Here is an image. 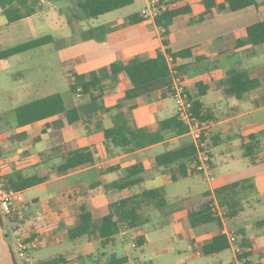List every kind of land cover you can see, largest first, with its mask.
Segmentation results:
<instances>
[{"label": "crops", "instance_id": "obj_1", "mask_svg": "<svg viewBox=\"0 0 264 264\" xmlns=\"http://www.w3.org/2000/svg\"><path fill=\"white\" fill-rule=\"evenodd\" d=\"M162 1H166L169 8L189 4L192 16H197L205 9L203 0ZM147 4L148 0H143L141 10L132 13L142 17L140 22L134 24L129 22L132 14L119 22L95 23L110 12L94 18H82L64 9L56 10L51 17L42 15L38 9L31 16L7 23L0 7L4 17H0V51L45 34L55 38V43L0 59L1 176L8 185L19 182L22 177H47L39 184L21 189L25 201L17 203L14 212L21 233L26 239H38L49 244L70 240L67 231L77 221L82 202L87 204L95 217H100L108 212L111 202L143 189L164 188L167 203L161 208L144 207L143 212L148 220L141 229L147 238L146 245L150 242L146 225L156 224V234L159 235L164 234L166 227H171L173 239L177 240L178 246L171 244L156 250L154 257L158 263L240 264V258L232 245L219 253L205 255L202 247L214 236L221 234V222L192 227L187 212L200 209L217 199V188L252 178L255 191L243 201L244 211L231 219V226L236 230L238 243L241 239L238 231L242 229L252 247L261 250L250 257L251 261L264 264V60L247 61L249 56H261L264 46L259 44L236 48L237 39L246 36L247 27L264 20V0H260L258 5L236 11H215L212 17L194 24H186L189 15L185 16L172 26L166 36L172 52L188 47L193 49L191 57L179 58L176 64L182 71L190 95L203 101L204 110L212 118L206 123V135L207 142L211 144L214 179L194 173L181 177L179 163L157 166V155L193 143L188 131L167 129L161 132L163 138L160 141L132 150L116 146L106 138L105 130L113 127L117 114H125L130 127L142 128L146 132L156 131L160 121L177 116L173 76L135 87L127 73L120 71L106 77L94 91L95 95L101 96L97 101H91L89 95L77 96L72 91L74 96L83 99L78 102L68 92L58 91L56 80L60 79L61 66L65 76L69 77L71 89V83L77 85L79 79L87 80L90 72L103 70L113 62L129 63L135 58L147 59L157 50H165L163 29L155 20L145 18L141 13ZM35 16L37 23L33 22ZM44 23L54 33H45L43 29L47 25ZM28 54L32 60L26 57ZM235 58L238 60H233ZM25 60H28V66L15 67V64L24 63ZM244 61L246 66L240 64ZM232 67L246 68L250 76L261 80L262 85L242 99L227 95V72ZM47 81L51 84L50 89H36L35 83L46 89ZM198 83L203 89L206 88L203 96H200ZM56 93L64 96L67 108L79 109L82 121L73 125L64 112L26 123L19 121L17 107ZM252 134L260 135L257 141H253L258 145L253 156L257 162L244 156L243 145L253 143L246 138ZM73 141L79 147L90 148L96 160L68 174L59 175L56 166L61 159L47 157L46 154L58 145ZM134 165L143 167L144 181L141 185L122 191L107 188V184L119 179L127 167ZM94 183L100 184L89 188ZM85 188L87 190L81 196H68ZM135 188L138 190L133 193ZM87 237L90 240L88 247L94 240L103 249L115 246L118 242L127 243L131 248L139 247L129 241V232H121L106 246L102 245V238L97 233ZM60 255L67 258L65 264H71L80 259L81 252H74L70 256ZM112 256L117 255H106V251H102L95 259L90 258L89 262L81 263L106 264ZM123 256L129 258L124 264H155L152 258L144 262L139 260L140 257L133 252ZM0 264H15L11 243L6 237L1 219Z\"/></svg>", "mask_w": 264, "mask_h": 264}, {"label": "trees", "instance_id": "obj_2", "mask_svg": "<svg viewBox=\"0 0 264 264\" xmlns=\"http://www.w3.org/2000/svg\"><path fill=\"white\" fill-rule=\"evenodd\" d=\"M40 0H0L2 13L7 18V23H11L22 18L35 14L40 5ZM260 0H203L205 9L197 16H192V7L189 4L181 5L175 8L169 6L162 10L155 18V22L163 31V44L165 50L159 49L155 54L147 59L135 58L129 63L113 62L103 70L92 71L88 74V79H79L76 83H71V89L77 93L78 86L81 88L82 95H89L91 101L100 100L101 96L95 95L94 91L98 89L101 82L110 75H116L120 71H125L135 87H142L154 82L175 76L173 69L177 71L176 76L181 78L189 98L193 101V111L195 115L204 123H207L210 118V113L204 110L203 101L200 98H194L188 91L182 71L177 66L179 58H189L192 56V48H184L172 52L168 47L166 36L171 32L172 26L176 22L187 17L186 24H194L204 21L212 17L216 12L236 11L250 5H258ZM134 0H76V8L78 13L76 17L94 18L108 12L123 8L132 4ZM166 3V1H163ZM216 11V12H215ZM142 20L138 14H132L129 17L131 24L138 23ZM246 36L238 38L236 48H241L249 45L264 46V20H260L249 25L246 29ZM55 43V38L50 34H45L40 37L24 41L12 47L0 51V59L8 58L14 54L21 53L45 44ZM170 54L173 57L174 67L171 68L167 62L166 55ZM202 59V58H201ZM229 78V86L225 88V93L229 96H234L238 99L244 98L247 94L257 89L262 85V82L257 77L250 76L246 68L232 67L227 72ZM199 87L200 96L206 93V88ZM64 112L69 123L75 125L82 121V115L77 107L67 108L64 96L61 93H56L43 98L33 100L23 104L16 109V115L21 123L30 122L39 118ZM128 118L125 114H117L114 117L113 127L105 130L107 140L117 146H123L126 150L145 147L150 144L160 141L163 136L162 131L172 129L178 132H187L188 126L178 115L165 119L159 122L158 129L154 132H146L142 128H132L128 125ZM264 133V131H262ZM259 134H252L246 137L250 141H257ZM204 138L208 141L205 134ZM208 146L211 148L209 142ZM257 143L244 144V156L251 157L252 162H257L255 148ZM196 147L194 143L181 146L176 149L168 150L157 155V166H170L175 163L180 165V176L185 177L189 173L199 174L193 167V161L196 158ZM47 157L60 158L61 162L56 166L59 175L68 174L71 170L80 166L93 163L96 158L94 152L90 148L79 147L75 141L63 143L54 147L51 153L46 154ZM178 178V176L176 177ZM175 178V179H176ZM47 177L30 176L22 177L21 182L11 183L9 186L16 189H22L39 184L45 181ZM144 181L143 167L134 165L127 167L124 174L117 180L107 184L110 190L122 191L127 188H133L141 185ZM100 183H94L89 188H94ZM68 194L69 197L81 196L83 191ZM255 191L254 179L246 178L232 183L223 185L216 189V195L221 206L227 211L230 219L237 217L244 211L243 201L250 198ZM67 196V197H68ZM211 200L204 207L187 212V218L192 227H199L211 222H219V218L215 215ZM167 203L164 188L143 189L131 196L116 200L108 205V212L100 217H95L89 210L86 203L80 204L78 219L74 225L70 226L67 234L71 241H77L84 236H91L95 233L102 238V245L106 246L113 242L117 235L121 232H129V241L134 242L139 247L145 245L147 238L141 233L143 224L148 220L143 209L146 206L161 208ZM14 218L17 219L16 214ZM1 219V216H0ZM241 235L239 245L241 251L238 253L240 260H245V264H263L261 262H252L250 257L260 252L261 250L254 249L252 243L244 236V231H238ZM230 247L229 241L225 235L219 234L211 240L204 243L202 251L205 255H213L226 250ZM129 260L128 256H112L106 264H124ZM68 260L63 255L36 261V264H65Z\"/></svg>", "mask_w": 264, "mask_h": 264}, {"label": "built area", "instance_id": "obj_3", "mask_svg": "<svg viewBox=\"0 0 264 264\" xmlns=\"http://www.w3.org/2000/svg\"><path fill=\"white\" fill-rule=\"evenodd\" d=\"M168 5L162 0H148V4L141 11L145 18L155 20L156 16ZM167 62L171 68L174 67L173 57L166 55ZM177 71L173 69L174 83L173 96L176 101L177 115L188 126V132L193 138L196 147V158L193 161V167L199 174L205 175L208 179H214L215 169L212 165L211 149L206 134L207 124L202 122L193 111V101L189 98L181 78L176 76ZM71 75V74H70ZM81 88L77 89V96H81ZM25 201L23 190L9 186L1 176L0 171V216L5 233L11 243V250L15 264H36L33 253L40 245L38 239H26L23 237L19 222L14 218L15 206L17 203ZM211 207L215 215L221 222V234L225 235L229 244L235 248L238 254L241 248L238 245V236L235 228L231 226V219L227 211L221 206L219 199H213ZM134 246H136L134 244ZM240 264H245V260H238ZM138 264V263H137Z\"/></svg>", "mask_w": 264, "mask_h": 264}, {"label": "rangeland", "instance_id": "obj_4", "mask_svg": "<svg viewBox=\"0 0 264 264\" xmlns=\"http://www.w3.org/2000/svg\"><path fill=\"white\" fill-rule=\"evenodd\" d=\"M73 2H75V3H73ZM39 5H40L39 9H40L41 14L47 15L49 17L53 16V13L56 10H61V9L67 10V12L71 15H73V14L75 15L78 13V11L76 9V0H43L42 5L40 3H39ZM142 5H143V0H135L134 3H132L128 6H125L123 8H119L118 10H116L114 12H110L104 17H100L98 21L97 20L95 21V23L96 22L103 23V21L114 23V21L119 22L122 20H126V16H128L129 14H132L133 12L140 11L142 8ZM0 17H3L1 10H0ZM33 22L37 23L36 16L33 17ZM127 24L129 25L130 23L127 22ZM44 25H47L43 29V31L45 33L51 32V31H52V33H54V31L49 28L48 24L44 23ZM48 47H51V46L49 45ZM26 57H29V58H31L30 60H32L31 55L28 54V56H26ZM46 58L48 60L49 56L47 55ZM233 60H238V58H235ZM262 60H264V51H263L261 56L260 55L249 56L247 59V61H249V62H260ZM52 61H53V59H52ZM240 64H243V66H246V65H244L245 61L240 63ZM21 65H24V67L28 66V60H25L24 63L15 64V67L21 66ZM57 67H58L57 63L55 62V68H57ZM61 70H62V72H61L60 79H59V81L56 80V83L59 84L58 85V91H60V92L66 91L69 94H71L75 98L76 101H78V102L83 101V99H81L77 96H74L72 90L69 87V82H70L69 77L65 76L62 66H61ZM29 82L32 83V81L30 79H29ZM35 84L37 85L36 89H39L40 91L48 90V89H50V86H51V84L48 83V81L46 83V85H47L46 89H44L43 85H40L38 83H35ZM146 186L149 187L150 184H146ZM137 190H138V188H135L132 191L134 193V192H137ZM146 228H147V231L149 232L150 242L147 243L143 247L131 248L127 243L118 242V244L115 246H109L106 249H103V247L100 246V243L97 240H94V242H92V244L88 247L87 244L90 241L89 237L84 236L82 238H79L77 240V242H71L70 240L65 239L60 243L57 242V243H50L49 244L47 241L44 242L42 240H39L40 245L37 248V250L33 253V256L36 258V260H46V259L55 257V256L60 255V254L70 256L74 252L76 254L81 252L80 259H76L71 264H78V263L82 264L81 262H83V261L89 262L90 258L95 259L97 254L99 252H102V251H106V255L114 253L118 257L133 252L134 254L138 255L140 257L139 260H141L143 262L152 258L155 261V264H159L156 257H154L156 250L160 249V247H163L166 245L169 246L171 244L173 246H178L176 244L177 240L173 239L174 233H173V231L171 232L172 229L170 226H168L164 229L163 235L156 234L157 226L154 223L146 225ZM7 239H8V237H7ZM181 246H182V244H181ZM229 252H230V250L228 251V253ZM164 264H173V263L172 262H166Z\"/></svg>", "mask_w": 264, "mask_h": 264}, {"label": "water", "instance_id": "obj_5", "mask_svg": "<svg viewBox=\"0 0 264 264\" xmlns=\"http://www.w3.org/2000/svg\"><path fill=\"white\" fill-rule=\"evenodd\" d=\"M42 2H43L42 0L39 1L40 4H42ZM6 237H8V234L7 233H6Z\"/></svg>", "mask_w": 264, "mask_h": 264}]
</instances>
